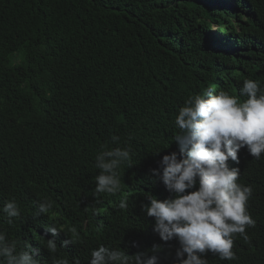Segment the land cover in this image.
Listing matches in <instances>:
<instances>
[{
    "label": "trees",
    "instance_id": "obj_1",
    "mask_svg": "<svg viewBox=\"0 0 264 264\" xmlns=\"http://www.w3.org/2000/svg\"><path fill=\"white\" fill-rule=\"evenodd\" d=\"M246 79L264 88V0H0V208L15 198L22 209L0 227L45 264L50 216L79 233L67 246L65 233L55 237L70 264H89L100 244L130 255L160 244L158 264H176L178 240L162 241L142 207L148 195L173 197L159 177L164 155L180 157L174 117L210 89L243 103ZM126 144L135 155L121 166V192L95 197L97 153ZM238 156L228 163L252 186L256 223L246 228L250 242L237 234L238 259L209 252V264H264V154L244 147ZM124 195L129 208L114 207ZM44 197L54 207L35 215Z\"/></svg>",
    "mask_w": 264,
    "mask_h": 264
},
{
    "label": "clouds",
    "instance_id": "obj_2",
    "mask_svg": "<svg viewBox=\"0 0 264 264\" xmlns=\"http://www.w3.org/2000/svg\"><path fill=\"white\" fill-rule=\"evenodd\" d=\"M239 98L226 91L210 89L203 94L190 96L174 117L179 130L175 140L179 144L180 157L176 152L166 154L160 161V179L172 198L159 200L148 195L149 204L143 211L155 220L154 231L162 241L178 240L176 264H209L207 253L218 255L221 260H236L234 241L237 234L244 242H250L246 228L254 227L255 220L247 210L252 186L238 183L240 169L230 167L229 160L239 163L238 152L247 147L249 154L260 159L264 154V88L259 81L246 79ZM119 137L112 136L113 142ZM161 148L154 152H159ZM187 153L185 156L184 153ZM131 144L114 147L97 153L95 167V197L101 194L116 195L121 192V166L133 162ZM154 175H159L156 169ZM198 185V187H196ZM194 189V190H193ZM191 190V191H187ZM101 201L97 199L96 203ZM54 202L44 197L36 205L35 215H50ZM120 210L129 208L128 195L118 205ZM98 214V209H93ZM22 209L15 198L7 200L0 208V219L13 226L20 219ZM45 225L52 238L42 239L40 244L51 254V264H70L59 251L55 237L65 233L63 245L77 244L80 236L75 227H61L54 216ZM162 245L154 244L148 252L128 254L120 247L100 244L91 250L89 264H158ZM0 264H45L39 249L24 240L10 239L0 227ZM73 264H81L75 258Z\"/></svg>",
    "mask_w": 264,
    "mask_h": 264
},
{
    "label": "rangeland",
    "instance_id": "obj_3",
    "mask_svg": "<svg viewBox=\"0 0 264 264\" xmlns=\"http://www.w3.org/2000/svg\"><path fill=\"white\" fill-rule=\"evenodd\" d=\"M214 31V34H216V35H220V33H218V31H217V29H215V30H213Z\"/></svg>",
    "mask_w": 264,
    "mask_h": 264
}]
</instances>
